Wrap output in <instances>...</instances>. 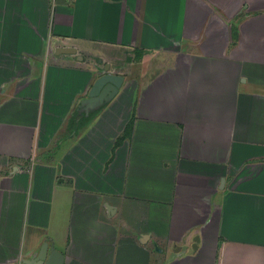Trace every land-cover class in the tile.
<instances>
[{
	"label": "crops",
	"instance_id": "obj_1",
	"mask_svg": "<svg viewBox=\"0 0 264 264\" xmlns=\"http://www.w3.org/2000/svg\"><path fill=\"white\" fill-rule=\"evenodd\" d=\"M105 63L122 85L83 121ZM43 243L264 264V0H0V264Z\"/></svg>",
	"mask_w": 264,
	"mask_h": 264
},
{
	"label": "water",
	"instance_id": "obj_2",
	"mask_svg": "<svg viewBox=\"0 0 264 264\" xmlns=\"http://www.w3.org/2000/svg\"><path fill=\"white\" fill-rule=\"evenodd\" d=\"M56 53L74 54L76 49L73 47H57ZM101 60H98L100 62ZM123 82V76L110 71L109 64L105 63L102 72L95 78L89 88L86 97L81 99L79 108L84 112L96 110L105 103H108L118 92ZM194 241H197V237ZM195 243L192 245L194 248ZM27 264H62L63 256L53 248H47L43 243L38 253L26 261Z\"/></svg>",
	"mask_w": 264,
	"mask_h": 264
},
{
	"label": "trees",
	"instance_id": "obj_3",
	"mask_svg": "<svg viewBox=\"0 0 264 264\" xmlns=\"http://www.w3.org/2000/svg\"><path fill=\"white\" fill-rule=\"evenodd\" d=\"M98 110H94L88 117H85V120L89 119L94 113H96ZM131 124H132V118L130 119V121L128 122V124L126 125V128L124 130V133L117 139L116 144H119L120 142H122L123 139H125L131 131Z\"/></svg>",
	"mask_w": 264,
	"mask_h": 264
},
{
	"label": "rangeland",
	"instance_id": "obj_4",
	"mask_svg": "<svg viewBox=\"0 0 264 264\" xmlns=\"http://www.w3.org/2000/svg\"><path fill=\"white\" fill-rule=\"evenodd\" d=\"M240 14V13H239Z\"/></svg>",
	"mask_w": 264,
	"mask_h": 264
}]
</instances>
